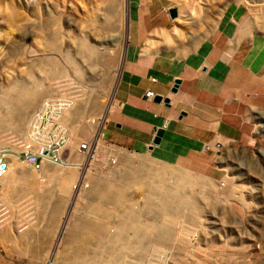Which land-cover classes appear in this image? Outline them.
<instances>
[{
  "label": "rangeland",
  "instance_id": "obj_1",
  "mask_svg": "<svg viewBox=\"0 0 264 264\" xmlns=\"http://www.w3.org/2000/svg\"><path fill=\"white\" fill-rule=\"evenodd\" d=\"M157 1L170 4L175 0ZM130 2L0 0V152L8 154V169L19 164L15 161L11 165L15 160L11 154L27 149L31 117L24 118L25 110L40 121L45 111L41 102L45 99L72 105L64 108L61 116V122L68 124V128L61 126L70 145L90 132L94 134L92 119L106 102L114 83L113 73L121 69L128 38L135 27ZM110 4L112 12L107 18ZM226 8L235 14L231 29L249 41L250 68L253 63L264 69V0L186 1L178 22L170 31L165 30L163 43L178 49L177 54H185L208 34ZM82 40L94 48L93 56L80 51ZM19 87L29 92L28 98L24 95L27 100L37 94L39 97L33 104L30 100L29 105L23 104V112L18 102L23 95L14 93ZM11 91L15 97L9 96ZM6 94L8 99L17 95L18 100L6 104ZM91 95L98 105L83 108ZM252 110H247L244 118L248 126L246 140H228L227 146L217 149L212 166L185 159L172 165L147 149L133 150L119 144L139 153L146 164L156 159L162 165L154 169L157 175L163 174L159 167H164L170 172L167 176L185 174L190 178V184L180 180L175 189L165 184L164 191L177 197L166 211H146V190L142 185H133L124 170L128 168L118 157L113 172H106L100 164L79 171L73 164L58 167L44 162L41 172L21 164V169L27 167L28 174L32 172L30 183L18 178L17 172L5 173L0 178V264H110L111 258L117 256L112 264H264V108L257 109L256 114ZM36 119L32 118V123ZM46 119L43 117L41 125ZM82 171L85 187L77 193L80 199H76L71 186L76 178L80 182ZM196 177L203 182L202 187L192 183ZM96 181L110 185L121 197L132 198L134 209L141 212L134 220L141 225L139 231L132 235L118 228L115 218H119L120 210L114 206V213L107 210L108 200L93 190ZM99 209L107 213L100 214L105 218L94 215L95 211L101 212ZM94 226L98 229H92ZM113 253L117 256L111 257Z\"/></svg>",
  "mask_w": 264,
  "mask_h": 264
},
{
  "label": "crops",
  "instance_id": "obj_2",
  "mask_svg": "<svg viewBox=\"0 0 264 264\" xmlns=\"http://www.w3.org/2000/svg\"><path fill=\"white\" fill-rule=\"evenodd\" d=\"M186 1L195 0H131L135 27L123 54L104 135L126 148L147 149L172 165L185 159L207 167L228 140H246V111L256 114L264 108V69L253 63L250 68L249 41L231 29L235 14L227 8L192 50L179 55L178 49L166 47L165 30L180 17L169 18L167 10L174 6L180 15ZM174 79L179 83L170 92ZM147 90L168 102H154L145 96ZM157 128L162 134L148 149Z\"/></svg>",
  "mask_w": 264,
  "mask_h": 264
},
{
  "label": "bare ground",
  "instance_id": "obj_3",
  "mask_svg": "<svg viewBox=\"0 0 264 264\" xmlns=\"http://www.w3.org/2000/svg\"><path fill=\"white\" fill-rule=\"evenodd\" d=\"M125 1V0H124ZM128 2V1H127ZM127 4V3H126ZM111 5L112 4H110L109 6H108V10H109V12H107L106 11V17L107 18H109L110 16H109V14H110V12H112V7H111ZM113 6V5H112ZM127 7V6H126ZM178 16H179V12H177V17L176 18H178ZM104 18V17H103ZM176 18H174V19H176ZM108 20V19H107ZM120 36V35H119ZM119 39H120V37H119ZM85 40V39H84ZM79 49H80V51L83 53V54H85V56H93V53H94V48L92 49V48H90L88 45H87V43L86 42H84L83 40L81 41V43L79 42ZM91 50H92V52H91ZM122 63V62H121ZM41 64V63H40ZM45 65V64H44ZM46 66V65H45ZM48 67V66H47ZM51 67V66H50ZM119 70L120 69H118L117 71L115 70V73H113V78H114V83L112 84V87H111V89L109 90V92H108V95H107V98H106V102L104 103L103 102V107H101L100 108V111H99V113L96 115V117H94V119H92L93 120V123H94V126H92L93 124L91 123L90 125L92 126V130L94 131V135H95V137L97 136V134L101 131V129L104 127V125H103V123H104V120H105V114H106V112L107 111H109V109H110V106H111V103H112V96H113V92H114V89H115V87H116V85H117V81H118V77H119ZM50 71H52L51 70V68H50ZM26 87V86H25ZM14 88V87H13ZM12 88V90H14ZM16 88H18V85H17V87ZM16 88H15V90H14V93H16V94H18V97H19V95H23V96H21V98L19 97V104H20V108H21V106H22V110H20L21 112H23V110H25L24 109V106H23V104L25 105V106H27V105H29L30 103L31 104H33V102L34 101H38L39 100V97H38V94H37V97H38V100H37V97H35L34 95H33V97L32 96H30V99H26L25 97H24V95L26 94V97L28 98V96H29V92H25V90L26 89H29L28 87H26V89H24V88H22V87H19L20 89H19V91H18V89L16 90ZM8 91V90H7ZM10 91V90H9ZM27 91V90H26ZM13 93V91H11L10 93H9V96L10 97H15V94H12ZM5 95V94H4ZM8 94H6V98L4 97V99H3V101L7 104V102H11L12 100H18V97H17V95H16V98H14V99H8V96H7ZM92 96V95H91ZM2 97V98H3ZM24 97V98H23ZM89 97V96H88ZM93 98H94V96H92L91 98L89 97L87 100H86V102L85 103H83L84 104V106H83V108H89V107H91V106H93V105H95L96 106V104L97 103H95L96 101H95V99H94V101H93ZM26 100V104L25 103H23V100ZM11 100V101H10ZM31 101L30 103L28 102V101ZM33 101V102H32ZM18 102H16V104H18ZM29 103V104H28ZM35 103V102H34ZM12 104V103H11ZM14 104H15V102H14ZM13 104V105H14ZM100 104V103H99ZM98 105V104H97ZM7 106H9V105H7ZM11 107H14V106H12V105H10ZM44 108H45V105L43 104L42 105ZM10 107V108H11ZM16 107H17V105H16ZM29 107V106H28ZM28 107H26V108H28ZM19 108V107H18ZM75 108H76V106H75ZM16 109V108H15ZM12 110V112H13V110L14 109H11ZM71 110V109H70ZM75 110V109H74ZM77 111V110H76ZM80 111V109H78V112ZM9 112H11V111H9ZM67 112V111H66ZM81 112V111H80ZM26 113H27V111L25 110V115H23V116H25L24 118L26 119V117H31V120H30V122L28 121L30 118H28L27 119V122H29V123H31V125H33V127H35L36 126V123H38V121L39 120H37L36 119V116H29V115H31V114H28V115H26ZM9 113H7V115H8ZM24 114V113H23ZM20 115V114H19ZM33 115V114H32ZM70 115H72V114H70ZM23 116L22 117H20L21 119H23ZM4 117V116H3ZM35 117V119H36V121H34L33 123H32V121L34 120H32V118H34ZM4 118H7V117H4ZM75 118V117H74ZM24 119V120H25ZM38 119H39V117H38ZM90 120V119H89ZM91 120V121H92ZM111 149L113 150V153H114V157H118V158H120V160H122V165L123 166H126L128 169L130 168V169H132V170H128V169H124V168H122L121 167V169H124V170H127L128 172V174L130 175L129 177H130V179H132L131 181H132V183H133V185H135V186H138V185H142L143 187H144V190H146V201H147V205H146V211L148 212V213H153V209H161V210H163V211H166V209H167V207H168V204H170V203H174V202H176L175 200H176V198L177 197H175L176 195H171V191H169V192H171L170 193V195L166 192V191H164L165 190V184L167 185L168 184V186L169 187H174V189L176 188V185L177 186H179V184H181L180 182L182 181V182H184V180L185 181H188V183L190 182L189 180H190V178H188V177H186V175L185 174H180V173H178V174H180L179 176H176L175 174H170L171 176H167L166 174H168V173H170V172H168L167 171V169L166 168H164V167H159L161 170L160 171H162L163 172V174H160L159 175V172H158V175H157V173L155 172V170L157 171L158 169H157V167L160 165L159 163L157 164V162H156V159L155 160H153V159H151V163H147L146 164V162H145V160H143V158H142V156L139 154V153H137V152H130V150H127L126 148H124V147H121V146H112L111 147ZM0 159H1V156H0ZM12 159H14V157L12 158ZM16 160H14V161H12V162H10L11 163V165L13 166L14 164H12V163H14ZM0 162H1V160H0ZM17 163H19V162H17ZM11 166V167H12ZM19 166H20V169H19ZM22 165L19 163V164H17L16 165V167L14 166V169H8L5 173L7 174V173H9V175L10 174H12V173H14V172H17V175H19V176H17L18 178L19 177H21L22 179H25V180H27V181H29V183H30V181H31V175L30 174H32V172H30L29 174H28V171L26 170V168L25 169H21L22 167H21ZM25 166V165H24ZM153 166H154V168H153ZM160 166H162V165H160ZM9 167H10V165H9ZM118 168V167H117ZM155 169V170H154ZM118 171H119V169H117ZM171 170V169H170ZM169 170V171H170ZM173 171V170H172ZM174 172V171H173ZM177 172V171H176ZM154 173H156V175H154ZM172 173V172H171ZM177 174V173H176ZM5 175V174H4ZM185 175V176H184ZM80 176V175H79ZM178 177H181L180 179L178 178ZM194 177V176H193ZM3 178V177H2ZM7 178V177H6ZM171 178H173V179H175V180H173L172 179V181H169ZM197 178V177H196ZM21 179V180H22ZM168 179V180H167ZM203 179V178H202ZM201 179V180H202ZM3 180V179H2ZM181 180V181H180ZM194 181H192V183H195V185L196 186H200V187H202L204 184H203V182L202 181H200V178H197V179H193ZM205 180V179H204ZM1 181V180H0ZM5 181V180H4ZM186 183V182H185ZM3 184V183H2ZM190 184V183H189ZM192 185V184H191ZM184 186H185V184H184ZM169 187H168V189H169ZM185 187H187V186H185ZM189 187V186H188ZM171 189V188H170ZM93 190H94V192H96L97 194H99V197L101 196L102 198H106V200H108L107 202H106V208H107V210H109L110 211V213L111 212H113L114 210H113V208L114 207H116L115 209H119L120 210V216H119V218H115V220L119 223L118 225H119V229H122V230H129V232H131L132 233V235L133 234H135V231L137 230V231H139V229L141 228L140 226L141 225H138V223H135L134 222V220L136 219V217H138V216H140V214H141V212H139V211H136L134 208H135V206L133 205V201H132V198L131 197H121V194H117L116 193V191H114L115 189L113 188V187H111L110 185H107V184H105V183H101V182H98V181H96V182H94V185H93ZM92 190V191H93ZM159 190H161L162 191V197H161V199H160V197L158 196L159 195V193H161ZM177 190V189H176ZM182 190V189H181ZM184 190V189H183ZM173 191H175V190H173ZM80 192V188H79V191H78V193ZM156 192H157V194H156ZM159 192V193H158ZM62 193V192H61ZM61 193H60V195H61ZM109 193L111 194V196L109 195ZM175 193V192H174ZM73 194V193H72ZM155 194H156V196H155ZM59 195V194H58ZM68 195V194H67ZM74 195H76L75 196V198L77 199V197H79L80 196V194H74ZM85 195V194H84ZM45 198V197H44ZM102 198H101V200H102ZM79 199H80V197H79ZM78 199V200H79ZM132 201V202H131ZM172 201V202H171ZM99 203V202H98ZM130 203H132V204H130ZM134 203H135V201H134ZM59 204V203H58ZM89 204V203H88ZM92 204V203H91ZM99 204H101V203H99ZM54 205H55V203H54ZM60 205V204H59ZM93 205V204H92ZM91 205V206H92ZM96 205H97V203H96ZM56 206V205H55ZM76 206V205H75ZM94 206V205H93ZM104 206V207H105ZM114 206V207H113ZM100 207H101V205H100ZM103 207V206H102ZM112 207V208H111ZM54 208V207H53ZM57 208H58V206H57ZM75 208V207H74ZM52 209V208H51ZM55 209V208H54ZM87 209H88V207H87ZM105 209V208H104ZM137 209V208H136ZM57 210V209H56ZM61 210V209H60ZM92 210V209H91ZM98 210V209H97ZM99 210H101V212H98V211H95V214L94 215H96V217H98L97 215H100L104 210L103 209H99ZM74 211V210H73ZM116 211V210H115ZM157 211V210H156ZM57 212H59V211H57ZM92 212H94V211H92ZM92 212H90V214H93ZM104 213V212H103ZM102 213V214H103ZM106 213V212H105ZM104 213V214H105ZM114 213V212H113ZM119 213H117L116 215L118 216L119 215ZM54 214V213H53ZM52 214V215H53ZM107 214V213H106ZM51 216V215H50ZM53 216H56V214L55 215H53ZM101 216V215H100ZM85 217V216H84ZM87 217V216H86ZM85 217V218H86ZM101 217H104V216H101ZM124 217H126V218H124ZM84 218V219H85ZM105 218V217H104ZM41 219V218H40ZM45 219V218H44ZM50 219V218H49ZM96 219V218H95ZM100 219V218H99ZM83 220V219H82ZM120 220V221H119ZM55 221V220H54ZM58 221V220H57ZM94 221H96V220H94ZM102 221V220H101ZM121 221H122V224H121ZM97 224H98V226H102V223H101V225H99L100 223V220L98 221L97 220ZM103 222V221H102ZM105 222V221H104ZM45 223V222H44ZM50 223V222H49ZM55 223V222H54ZM83 224V223H82ZM96 224V223H95ZM151 223L149 222V225H150ZM94 225V224H93ZM120 225H122V226H120ZM147 225H148V223H147ZM152 225V224H151ZM48 226V225H47ZM50 226H52L51 225V223H50ZM96 226V225H95ZM94 226V228H92V229H98V228H96ZM97 226V227H98ZM105 226V225H104ZM112 226V225H111ZM151 227V226H150ZM44 229V228H43ZM149 230H150V228H149V226H148V228H146V231L147 232H149ZM35 234V233H34ZM83 236V235H82ZM138 238V237H137ZM141 239V238H140ZM23 243H25V242H23ZM23 246V245H22ZM110 253V252H109ZM119 253V252H118ZM112 255V254H111ZM110 255V256H111ZM115 256H117V253H113V256H111V257H115ZM118 257V256H117ZM111 258V262H108V263H110V264H112V262H115L118 258ZM107 259H109V256H108V258ZM65 260V259H64ZM113 260V261H112ZM73 261H75L74 259H73ZM105 262H106V260H105ZM107 263V262H106ZM116 263V262H115Z\"/></svg>",
  "mask_w": 264,
  "mask_h": 264
},
{
  "label": "built area",
  "instance_id": "obj_4",
  "mask_svg": "<svg viewBox=\"0 0 264 264\" xmlns=\"http://www.w3.org/2000/svg\"><path fill=\"white\" fill-rule=\"evenodd\" d=\"M147 97L152 96L151 91H146ZM45 105V111L40 117V121L36 128L33 125L28 126V142L25 150L14 152V159L20 164L26 165L28 168L41 172L44 162L53 166H62L65 164H73L79 171L84 167L93 164H100L106 172H113L116 165L112 146H116L111 141L104 139L102 129L95 137L93 132L79 139L74 145L68 142L67 134L62 130V126L68 128L66 122H61V116L64 108L72 106L67 103H53L49 99L41 102ZM47 109L48 112H47ZM63 109V110H62ZM38 110H36L35 114ZM43 117L47 119L43 122ZM89 120V119H88ZM3 155V162H0V178L9 168L7 153L0 152ZM85 172L80 173L81 180L75 179L71 190L77 194L80 188L85 187L82 180ZM87 187V186H86Z\"/></svg>",
  "mask_w": 264,
  "mask_h": 264
},
{
  "label": "water",
  "instance_id": "obj_5",
  "mask_svg": "<svg viewBox=\"0 0 264 264\" xmlns=\"http://www.w3.org/2000/svg\"><path fill=\"white\" fill-rule=\"evenodd\" d=\"M167 14H168L169 18L174 19V18L177 17V9L174 6H171V7L168 8ZM178 83H179L178 79H174L173 80V84H172V87L170 88V92H174L175 91ZM152 100L154 102L162 101L164 104H166L168 102L167 98L161 99L159 96H153ZM161 134H162V129L161 128H157L155 130L154 136L151 139V143L148 145V149L151 147L150 145L158 143L159 137L161 136Z\"/></svg>",
  "mask_w": 264,
  "mask_h": 264
},
{
  "label": "clouds",
  "instance_id": "obj_6",
  "mask_svg": "<svg viewBox=\"0 0 264 264\" xmlns=\"http://www.w3.org/2000/svg\"><path fill=\"white\" fill-rule=\"evenodd\" d=\"M149 91V90H148ZM146 96V95H145ZM147 97V96H146ZM147 98H153V95L151 96V97H147ZM112 108V107H111ZM108 112V111H107ZM107 112H106V114H107ZM106 114H105V120H104V123H103V125L105 124V121H106ZM102 132H103V137H104V139H106L105 138V135H104V127L102 128ZM107 140V139H106ZM110 141V140H109ZM113 143V142H112ZM113 144H115V145H117V146H120L119 144H116V143H113ZM122 147V146H121ZM20 151V150H19ZM13 154H14V152H13ZM13 154H11L12 156H13ZM8 157V156H7ZM14 157V156H13ZM30 169V168H29ZM32 170V169H31ZM4 176V175H3Z\"/></svg>",
  "mask_w": 264,
  "mask_h": 264
}]
</instances>
